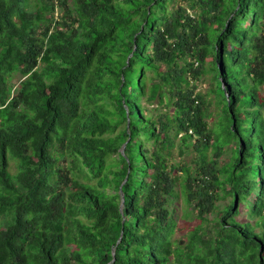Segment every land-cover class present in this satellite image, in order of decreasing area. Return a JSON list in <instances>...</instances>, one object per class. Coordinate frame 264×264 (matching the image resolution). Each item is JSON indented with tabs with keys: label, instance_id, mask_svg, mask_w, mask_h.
I'll return each mask as SVG.
<instances>
[{
	"label": "trees",
	"instance_id": "16d2710c",
	"mask_svg": "<svg viewBox=\"0 0 264 264\" xmlns=\"http://www.w3.org/2000/svg\"><path fill=\"white\" fill-rule=\"evenodd\" d=\"M0 264H264V0H0Z\"/></svg>",
	"mask_w": 264,
	"mask_h": 264
},
{
	"label": "rangeland",
	"instance_id": "374dc122",
	"mask_svg": "<svg viewBox=\"0 0 264 264\" xmlns=\"http://www.w3.org/2000/svg\"><path fill=\"white\" fill-rule=\"evenodd\" d=\"M152 76L149 73V77ZM212 75L209 73L206 75L205 78L199 82L198 92L200 95L203 96L206 103L208 104V113H209V126L210 129L213 131L215 138L218 137L220 142H223V139L226 138V128L227 123L224 121L222 107L218 105L216 96L214 93H212V81H211ZM23 80L21 75H17L11 82V85H13V90H17L20 82ZM157 82V80H156ZM143 105L146 107V114H153L154 116H159L162 114H168L172 113L173 109L172 107H169L167 105V100H164L163 103H161L159 100H156L153 103H149L147 101H143ZM181 142L180 139L176 141V147L174 148V156H176L177 161H192L195 159L199 154L196 150L193 148L187 149L184 157H181L180 149H181ZM233 145H230L226 147L223 157L221 158V163L228 162L233 156L232 153ZM208 156L211 158L214 156V149L213 147H210L208 150ZM12 171H14V165L12 164ZM174 209V217L176 220V223L178 225L177 227V236H186L193 228H195L200 221L195 217L194 213L192 212V209H189L188 206L185 205L183 198H181L178 203L173 206ZM244 212V210H242ZM244 213H242L238 218L239 220L243 219ZM212 225V224H211Z\"/></svg>",
	"mask_w": 264,
	"mask_h": 264
},
{
	"label": "water",
	"instance_id": "95a60500",
	"mask_svg": "<svg viewBox=\"0 0 264 264\" xmlns=\"http://www.w3.org/2000/svg\"><path fill=\"white\" fill-rule=\"evenodd\" d=\"M233 125H235V122H234ZM126 145H127V143L123 146V148H122V150H121L122 154L125 153ZM125 182H126V181H125ZM121 195H122V203H123V202H124V194H123L122 190H121ZM122 206H123V204H122ZM237 206H238V198H236V201H235V208H236ZM113 255H115V250L113 251Z\"/></svg>",
	"mask_w": 264,
	"mask_h": 264
},
{
	"label": "built area",
	"instance_id": "2783aa9c",
	"mask_svg": "<svg viewBox=\"0 0 264 264\" xmlns=\"http://www.w3.org/2000/svg\"><path fill=\"white\" fill-rule=\"evenodd\" d=\"M190 133H192V131H190Z\"/></svg>",
	"mask_w": 264,
	"mask_h": 264
}]
</instances>
